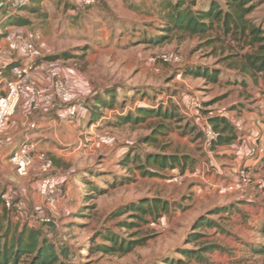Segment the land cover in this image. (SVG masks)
Here are the masks:
<instances>
[{"label":"rangeland","instance_id":"374dc122","mask_svg":"<svg viewBox=\"0 0 264 264\" xmlns=\"http://www.w3.org/2000/svg\"><path fill=\"white\" fill-rule=\"evenodd\" d=\"M114 1L107 5L99 0L93 7H82L74 0H40L35 4L37 13L18 14L30 25L27 31L11 33L5 49L26 32L36 33L41 55L36 65L50 83V92L41 88L51 97L48 105L53 111L64 110L54 89L55 82H63L78 105V116L60 127L59 117L51 114L58 126L55 131L38 128L42 123L36 117L38 110L23 115L29 131L46 129L32 138L36 145L27 177H19L9 161L10 154L25 141L8 137L5 130L8 141L0 148L4 159L0 195L15 191L24 210L10 212L0 202V220L13 230L25 226L41 229L57 251L68 249L67 264H166L177 259L198 264L179 252L196 251L204 245L219 247L206 254V264H264V193L257 187L235 192L249 200L246 204L252 210L245 212L249 217L214 215L209 218L224 232L193 230L195 221L219 203L217 188L214 194L205 179L215 170L205 153L216 149L205 145L202 119L254 107L257 100L264 102V70L255 69L259 62L249 67V62L264 57L260 49L264 45V0H255L245 16L259 30L261 41L253 45L248 44L249 34L241 39L225 35L217 24L204 34L171 33L159 45L132 44L133 36L138 37L142 29L154 33L148 27L154 22L145 20L143 24L144 18L127 7L132 0ZM196 6H206V0H197ZM63 53L70 58H55ZM175 56L183 62H175ZM187 66L216 71L217 81L185 75ZM105 91L115 92L113 108H95L96 94L102 97ZM137 107H174L176 117L123 122L128 115L132 120ZM89 112L100 119L84 120L81 115ZM263 117L264 113L259 114ZM237 132V137L242 136ZM41 153L50 164L49 174L63 183L64 197L54 205L46 204L37 191L44 175L38 172L35 156ZM150 155L189 160L182 173L179 168L162 170L147 164ZM143 201L149 203L146 214L130 211ZM193 233L205 237L194 240ZM111 234L124 246L129 242L130 250L112 254L97 250L110 245L104 237ZM20 264H26L25 260Z\"/></svg>","mask_w":264,"mask_h":264},{"label":"trees","instance_id":"16d2710c","mask_svg":"<svg viewBox=\"0 0 264 264\" xmlns=\"http://www.w3.org/2000/svg\"><path fill=\"white\" fill-rule=\"evenodd\" d=\"M40 0H31L30 4H38ZM206 6L197 7V0H157L156 5L160 14V19L163 26L160 27L159 33L152 37L150 43L159 45L168 40L171 33H184V34H204L213 29V25L217 24L218 28L225 34L237 35L239 39L244 38L249 34L251 40L249 45L261 41L258 35V29L245 19L246 14L252 10V4L255 0H206ZM247 6V7H246ZM26 8V9H25ZM22 9L27 12H37L35 6H27ZM21 9V10H22ZM10 18V17H9ZM8 18L3 17L2 20ZM29 23L26 19L14 18L8 20L7 24H15L18 26H25ZM264 50V45L260 46ZM55 58H62L68 60L70 57L66 54H61ZM53 59V58H52ZM256 62L259 65L255 67ZM249 67L257 71L264 70V57L255 59V62H249ZM187 69V70H186ZM189 69V70H188ZM185 75L203 77L210 82L217 81V72L209 71L202 67H189L184 69ZM114 91H105L102 97L95 96V108L105 109L113 108L114 104ZM176 110L174 107H158L155 109H143L137 107V114L134 115L132 120L130 115L122 119L123 122L139 123L147 118L156 117L163 119H175L176 115L173 112ZM98 121L100 118L93 112L87 113L86 120ZM208 122L212 129L217 133V139L214 141L212 148L215 146L229 145L237 139V130L226 117L219 114L209 116ZM188 158L177 156H164V155H150L146 157L145 162L149 165H157L162 170L166 168H179L180 172H184L188 164ZM150 176H155L153 173H145ZM149 203L143 201L135 207H131V212H142L146 214V206ZM157 207V203L155 202ZM6 210V209H5ZM234 206H223L213 208L206 216L199 217L193 225V230L201 229H215L217 232H224L223 227L210 219V216H222L223 214H232ZM43 224H49L47 220L42 221ZM194 240L203 238L205 235L202 233H193ZM207 237V236H206ZM105 240L110 242V245H103L99 251L106 254L115 252L127 253L131 247L129 242L124 246L120 244L118 237L111 234L105 236ZM219 249L216 245H204L198 250H180V255L186 260H194L198 264H206V254H211L214 250ZM69 251L67 248H60L56 250L55 245L43 236L41 229L22 227L21 229H12L11 225H3L0 220V264H20L24 261L26 264H67L65 260L68 258ZM166 264H184V261L177 259L175 261L169 260Z\"/></svg>","mask_w":264,"mask_h":264},{"label":"crops","instance_id":"0c3cea01","mask_svg":"<svg viewBox=\"0 0 264 264\" xmlns=\"http://www.w3.org/2000/svg\"><path fill=\"white\" fill-rule=\"evenodd\" d=\"M77 2V0H74ZM120 2V0H117ZM157 0H132L131 3H128L127 0H123L124 3H128L127 7L132 10L133 14H138L139 18H144L141 22L145 20H152L154 22L153 26H148L153 28L152 31L154 33H147L144 30L150 29H142L139 31V35L133 36L132 44L135 42L137 44H146V45H154L150 43V40L153 36L159 33L160 27L163 26V22L160 19V14L158 11V6L156 5ZM174 1V0H171ZM99 2V0H98ZM103 2L107 5H111V2L115 3L114 0H103ZM122 2V1H121ZM207 3V1H206ZM36 3L30 4L29 6H35ZM198 7V6H197ZM26 9V8H25ZM22 9L17 12L18 8L15 7V0H1L0 1V50H5V43L8 39L12 38V34L17 30L19 31H27L30 23L25 26H18L15 24H7L8 20H12L14 18H21L23 15L18 16V14H31L37 12H27V10ZM17 14V15H15ZM8 18L7 20H2V18ZM10 17V18H9ZM28 21V19H26ZM221 32V31H220ZM12 33V34H11ZM39 48L42 51L43 48L41 44H39ZM7 62L12 64L13 66H17L24 62L22 54L20 52L13 53L10 57L5 54H0V63ZM56 70V68L54 69ZM58 74L56 72L53 75ZM41 88L43 91L50 92V83L49 80L43 79L41 82ZM2 90V89H1ZM99 91V90H98ZM101 92V91H99ZM254 107H247V109L237 108L235 110H231L226 114H220L221 116L226 117L230 121V123L236 127L237 131H241L240 137L234 141L236 143H241L239 146L234 145H222L215 146L216 149L214 152L205 153L208 158L209 165L213 167V174L211 176L205 177L207 181H209L208 185L212 187V191L214 194H217L214 191L215 188H218L220 185L231 182L235 179L237 171L244 167L249 168L252 172L256 174L257 177L264 178V125L260 124L264 120L259 118V114L264 113V102L262 100H257L254 103ZM20 106V107H19ZM18 112L13 116L14 119L6 127V132L8 137L23 139L26 142H33L32 138L35 136L41 135L46 131V129H40L41 131L31 132L29 131V124L26 123V119L24 116L27 114H32V112L38 110L39 113L36 117H39L42 123H39L38 128L44 126L47 129L57 130L58 126H62L63 123L69 122L65 117L64 110H55L53 111V107L44 104L39 99L28 95L21 98L19 103ZM54 112V113H53ZM51 114H55L56 117H59L60 122L58 123L55 119H51ZM19 115V116H18ZM22 115V116H21ZM24 115V116H23ZM17 116V117H15ZM78 116V115H77ZM84 120H86V114L81 115ZM12 117V118H13ZM48 117V118H47ZM10 121V120H9ZM36 123V121L34 122ZM5 132V131H4ZM244 134V136H243ZM44 137V136H43ZM241 140H243L241 142ZM36 145V144H35ZM9 153L8 151H6ZM34 152V150H33ZM32 152V153H33ZM37 156L35 158L37 159ZM33 160V159H32ZM203 167H207L206 164H203ZM204 175H202V178ZM211 180V181H210ZM218 191V189H217ZM218 202L215 207H223V206H234V211L231 215H240L242 214L245 217H249L245 212H250L252 210L250 205L246 204L249 202L243 195L240 193H221L219 192ZM227 195V196H222ZM227 198V199H226ZM262 199V198H258ZM261 202V201H260ZM264 203V202H263ZM258 205V204H256ZM263 205V204H260Z\"/></svg>","mask_w":264,"mask_h":264},{"label":"built area","instance_id":"2783aa9c","mask_svg":"<svg viewBox=\"0 0 264 264\" xmlns=\"http://www.w3.org/2000/svg\"><path fill=\"white\" fill-rule=\"evenodd\" d=\"M77 2L82 7H93L98 0H77ZM30 3L31 0H15V7L21 9L29 6ZM38 40L39 37L36 33L28 31L16 41L10 42L8 49L0 50V54H5L9 57L13 54L12 52H20L24 60L17 66L7 62L0 63V148L5 147L8 141L4 138V131L9 120L16 114L22 97L31 95L47 105L51 102V97L44 94L41 89V82L44 76L36 65L41 56L37 46ZM173 59L178 63L183 62L182 58L178 56ZM54 89L60 103L64 106L65 117L68 121H73L78 114V105L74 102L73 94L60 81L54 83ZM198 114L199 111L197 110L196 115ZM202 122L205 145L212 147L217 139V133L210 126L208 119H202ZM34 146V143L26 142L10 154L9 161L19 177L28 176L32 162L30 154L33 152ZM37 162L38 172L44 175L38 185V194L46 204L54 205L64 197L63 183L55 176L49 174L50 164L45 154H38ZM251 187H257L264 193V178L257 177L249 168L242 167L237 171L234 180L220 185L217 189L218 192L227 194ZM0 202L7 211L18 213L24 210V205L17 199L15 191L8 190L2 193Z\"/></svg>","mask_w":264,"mask_h":264},{"label":"water","instance_id":"95a60500","mask_svg":"<svg viewBox=\"0 0 264 264\" xmlns=\"http://www.w3.org/2000/svg\"><path fill=\"white\" fill-rule=\"evenodd\" d=\"M4 159L2 156H0V175H3L4 165H3Z\"/></svg>","mask_w":264,"mask_h":264}]
</instances>
